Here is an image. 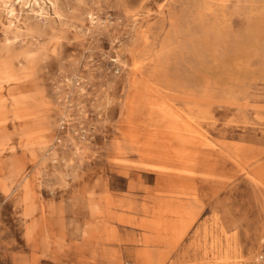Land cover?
I'll list each match as a JSON object with an SVG mask.
<instances>
[{
	"label": "rangeland",
	"instance_id": "1",
	"mask_svg": "<svg viewBox=\"0 0 264 264\" xmlns=\"http://www.w3.org/2000/svg\"><path fill=\"white\" fill-rule=\"evenodd\" d=\"M8 1L0 264H264V0ZM136 62L186 122L136 106ZM136 125L206 143L148 158Z\"/></svg>",
	"mask_w": 264,
	"mask_h": 264
},
{
	"label": "bare ground",
	"instance_id": "2",
	"mask_svg": "<svg viewBox=\"0 0 264 264\" xmlns=\"http://www.w3.org/2000/svg\"><path fill=\"white\" fill-rule=\"evenodd\" d=\"M31 1L32 3H36V4H44V1L41 2L40 0H26V2ZM222 1V0H221ZM251 1V0H250ZM256 1V0H254ZM259 1V0H258ZM208 2V1H207ZM260 2V1H259ZM13 1L9 0L8 1V5L6 7L7 11L9 13V16L12 18H14V8H13ZM30 3V2H29ZM216 3V2H215ZM219 3V2H218ZM221 3V2H220ZM255 3V2H253ZM258 3V2H257ZM255 3V4H257ZM262 5V3H260ZM218 5V4H216ZM221 5V4H220ZM212 6V5H211ZM254 6V5H253ZM258 6V5H257ZM225 7V5H224ZM262 7V6H261ZM42 8V7H41ZM215 8V7H214ZM250 8H252L250 6ZM258 8V7H257ZM256 8V9H257ZM217 9V8H216ZM225 9V8H224ZM221 10V9H220ZM254 10V9H253ZM259 10V9H258ZM264 10V9H261ZM200 11V10H198ZM250 11H252L250 9ZM260 11V10H259ZM23 12V11H22ZM257 12V11H256ZM221 13V12H220ZM261 13V12H260ZM257 13V14H260ZM264 13V12H262ZM210 14V13H209ZM222 15V14H221ZM252 16V15H251ZM222 17V16H221ZM255 17V16H254ZM254 17H252L253 19H255ZM262 17V16H260ZM9 19L7 22V29H13L17 30V26L14 25L13 20ZM259 18V17H258ZM262 19V18H260ZM258 21V20H257ZM254 22V21H253ZM260 23V22H259ZM257 25H260V24ZM254 24V23H253ZM264 24V23H261ZM146 25V24H145ZM147 26V25H146ZM262 26V25H261ZM260 28V26H259ZM264 28H261V30ZM22 30V29H21ZM166 30V29H165ZM260 31V30H259ZM140 32V31H139ZM259 35V34H257ZM260 36V35H259ZM167 37V36H166ZM264 38V37H261ZM260 39V38H259ZM258 40V39H257ZM264 40V39H262ZM261 40V41H262ZM160 41V40H159ZM163 41V40H162ZM254 41H256V38L254 39ZM164 42V41H163ZM162 42V43H163ZM166 43V40H165ZM216 43V42H215ZM256 44V43H255ZM215 45V44H214ZM247 45V44H246ZM258 45V43H257ZM250 46V45H249ZM261 46V45H260ZM264 46V45H262ZM242 47V46H241ZM247 47V46H246ZM252 47V46H251ZM159 48V47H158ZM164 48V47H163ZM162 48V49H163ZM245 48V47H244ZM257 48V47H256ZM255 48V49H256ZM240 49V48H239ZM262 49V48H261ZM159 50V49H158ZM246 50V49H245ZM243 49V51H245ZM254 50V49H253ZM264 50V49H262ZM156 51V50H155ZM164 51V49H163ZM212 51V50H211ZM237 51V50H236ZM250 51V50H249ZM247 52V51H246ZM145 53V51H144ZM212 53V52H211ZM241 53V52H238ZM242 54V53H241ZM248 54V52H247ZM239 55V54H238ZM237 55V56H238ZM255 55V54H254ZM229 56V55H228ZM257 55H255L254 58H256ZM247 57V55H246ZM258 57V56H257ZM139 58V57H138ZM231 58V57H230ZM245 58V57H244ZM224 60V59H223ZM226 60V59H225ZM240 60V59H239ZM246 60V59H245ZM243 61V60H240ZM261 61V60H260ZM264 61V60H262ZM233 62V61H232ZM247 62V61H246ZM227 63V61H226ZM211 63H209L210 65ZM224 64V63H223ZM248 64V63H247ZM225 65V64H224ZM241 65V64H239ZM226 66V65H225ZM250 66V65H249ZM261 66V65H260ZM139 64L136 62L135 64H133V68H132V72H133V77L130 78V82L129 85L131 87V93H132V98L131 99H136V106H143V107H151V108H162L165 109L169 112H171L172 116L174 118L179 119L182 122H186L187 119L185 117H183L178 111L174 110L173 107L170 106V104L164 99H158V95L161 93L167 94V93H171V92H175L177 90V86H175V84L173 85L166 77L165 74H163L161 77H159V79H157L156 82H148L146 80H144V78H142L139 74ZM231 67V65L229 66ZM260 68V67H259ZM240 69V68H238ZM210 70V69H209ZM241 70V69H240ZM211 71V70H210ZM228 71V70H227ZM231 72V71H230ZM245 72V71H244ZM260 72V71H259ZM233 74V72L231 73ZM254 74V73H253ZM214 75V74H213ZM233 77V76H232ZM240 78V77H239ZM242 78V77H241ZM212 79V76L211 78ZM234 79V78H233ZM245 79V78H244ZM215 80V78H214ZM235 80V79H234ZM222 81V80H221ZM233 81V80H232ZM236 81V80H235ZM4 83V82H3ZM217 84V83H216ZM199 87V86H198ZM129 96V95H128ZM129 99V100H131ZM132 101V100H131ZM183 132V131H182ZM170 129V130H158L155 129V127H151V126H138L136 125V146L138 148H142L143 150H147V154H148V158H152L154 155H152L150 152L154 153H159L161 158H168V159H177L180 160L184 163H187L190 168L195 164L196 162V152L194 150L191 149H186V148H181L179 146L174 145V143L177 144H193L195 143V139L197 140H201L200 142L202 143H206V141H204L202 138L198 136H193V135H188L187 133H182ZM198 133V132H197ZM187 172V171H186ZM188 173V172H187ZM191 173V172H190ZM168 212L172 213L175 215V217H177V222L179 220L184 219V214L179 212L178 210L170 209ZM160 213V212H159ZM161 214V213H160ZM163 214V213H162ZM165 214V213H164ZM169 214V213H168ZM154 216V215H152ZM127 219V217H126ZM159 220V219H157ZM128 221V220H126ZM144 221V220H143ZM148 221V219H147ZM155 221V220H153ZM143 223V222H141ZM145 223V221H144ZM149 223V221H148ZM151 223V222H150ZM146 224V223H145ZM154 224V223H153ZM141 225V224H140ZM144 226V224H143ZM140 227V226H139ZM160 227V224H159ZM156 230V229H155ZM159 230V229H158ZM151 231V230H150ZM160 231V230H159ZM157 231V232H159ZM156 234V233H155ZM145 235V234H143ZM157 235V234H156ZM152 236V235H150ZM149 236V237H150ZM154 239V238H153ZM158 240V239H157ZM154 241V240H153ZM160 241V240H159ZM156 243V241H155ZM110 264H115L111 263Z\"/></svg>",
	"mask_w": 264,
	"mask_h": 264
}]
</instances>
